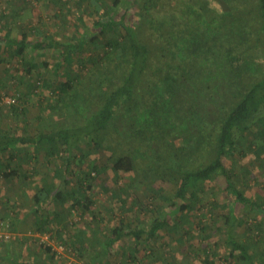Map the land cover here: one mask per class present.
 <instances>
[{"label":"trees","instance_id":"trees-1","mask_svg":"<svg viewBox=\"0 0 264 264\" xmlns=\"http://www.w3.org/2000/svg\"><path fill=\"white\" fill-rule=\"evenodd\" d=\"M121 4L136 6L133 18L127 19L126 12L115 17ZM149 22L159 25L155 33L149 31ZM176 26L187 35L177 44L182 55L176 45ZM167 28L173 31L170 37L180 59L166 55L164 46L152 42ZM77 35L74 42L30 40L25 32L21 38L3 39L21 56L26 51L57 48L61 64L77 62L70 78L45 82L67 115L76 111L77 120L68 116L61 125L46 130L38 126L34 135L0 132V158L14 157L28 145L47 158L68 150L64 169L53 171H64L62 184L46 182L37 189L34 210L51 199L65 202L67 195L92 187L87 182L89 172L77 180V188L63 189L69 184L65 172L73 161L70 150L80 143L82 162L104 148L117 177L121 171L137 169L141 175L138 185L147 184L146 192L160 193L169 205L148 230L130 228L121 217L105 237L101 251L88 258L79 252L78 259L103 264L98 256H107L126 234L135 235L137 243L143 236L146 240L156 237L167 224L165 213L178 217L179 211L191 210L199 192L218 180L235 202L264 214V202L237 186L239 173L230 161L237 152L252 151L256 158L264 152V0H112ZM87 42L97 52L78 56ZM87 68L92 69L88 80L75 87ZM96 162L90 164L98 171ZM5 168L0 172L6 178L18 173ZM156 181L170 183L172 191L154 188ZM76 202L89 210L92 200L86 195ZM223 222L231 259L264 264L251 252L252 242L238 238L236 226L241 218L234 205ZM46 248L52 252V247Z\"/></svg>","mask_w":264,"mask_h":264},{"label":"rangeland","instance_id":"rangeland-1","mask_svg":"<svg viewBox=\"0 0 264 264\" xmlns=\"http://www.w3.org/2000/svg\"><path fill=\"white\" fill-rule=\"evenodd\" d=\"M111 1L0 0V36L21 38V32L25 31L27 38L31 40L52 42L58 39L74 42L84 25H92L97 14L105 6L111 5ZM16 4L21 6L20 9ZM135 10L134 5L127 8L121 4L115 17L126 12L127 19L133 18ZM18 11L20 15L12 13ZM156 26L159 25L149 22V31L155 33ZM91 28L94 29V26ZM175 29L177 45L187 35L184 33L185 29L183 31L178 26ZM172 32L168 28L161 30V36L152 39V42L154 45L164 46L165 50L162 52L166 55L180 59L175 54L176 50L174 52L175 44H172L173 39L170 37ZM15 49L0 39V132L34 135L38 126L46 130L63 124L68 116L77 120L76 111L67 115L64 104L56 102L50 86L45 83L46 80L56 82L65 76V79L70 78L77 69V62L61 64V53L57 48L26 51L22 56ZM177 49L181 54L182 50L178 45ZM97 50L92 42H87L78 56L95 54ZM91 72L92 69H85L75 87L83 85ZM6 94L16 96L17 101L14 104L2 102V95ZM80 145L81 143L70 150L69 155L73 157V161L65 172L69 184L64 185L63 189L66 192L72 186L77 188V180L89 172L91 176L87 177V182L91 181L92 187H84L73 195H67L65 202L55 199L46 201L35 212L30 211L27 214L24 213L29 209L28 197L37 189L46 182H55L57 186L62 184L64 171L55 174L53 171L57 167L64 169V157L68 150H58L51 158H47L43 151L34 153L33 148L28 145L21 147L14 157L8 153L1 155L0 171L4 167L6 170H18L12 180L0 172V220L10 221L12 230L23 233L21 238H17L18 254L15 251L22 261L34 258L44 260L49 256L51 264H64L72 260L85 264L78 259L81 258L78 253L81 252L88 258L91 253L96 255L101 251L105 237L121 217L130 228L137 230L144 227L148 230L153 219L162 216L163 209L166 212L168 201L160 193L157 195L155 191L146 192L144 187L147 184L138 185L137 178H141V175L137 169L121 171L117 177L110 167L108 151L100 148L82 162ZM94 160L99 165L98 171L91 167L90 163ZM230 161L235 163V169L239 173L237 186L252 199L264 202V152L258 158L252 151L241 154L237 152ZM7 163L10 164L9 168ZM245 167L248 168L247 171ZM243 171L246 173H242ZM158 186L165 188L167 193L172 191L170 183H153L154 188ZM9 188L18 193L15 194V198H18L17 205L13 204L5 192ZM23 192L29 195L25 196ZM86 195L92 200L89 210L84 203L76 202ZM196 200L191 210L179 211L178 217L175 213H165L168 217L167 224L159 230L156 237L146 240L143 236L137 243L135 235L126 234L110 248L107 256L97 255L98 259L102 258L103 264L106 261L109 264H241L238 258L231 259L230 246L224 234V215L234 205L235 212L241 218V223L236 226L238 238L252 242L251 252L255 253L257 259L264 260L262 212L235 202L221 180L207 184ZM222 226L224 230L221 229ZM29 232H32L31 235ZM50 243L53 246L63 244L66 254L58 256L53 253L57 250L48 251L46 246Z\"/></svg>","mask_w":264,"mask_h":264},{"label":"crops","instance_id":"crops-1","mask_svg":"<svg viewBox=\"0 0 264 264\" xmlns=\"http://www.w3.org/2000/svg\"><path fill=\"white\" fill-rule=\"evenodd\" d=\"M18 6V9H20V5L19 4H16ZM20 11H18L17 13H14L12 12L14 15H20L19 13ZM22 23L23 21L20 20ZM21 22L20 25L22 24ZM25 32V31H22L21 32V36H22V33ZM26 33V32H25ZM27 34V33H26ZM15 35V34H14ZM10 35H5L4 38L3 36L1 37L0 36V39H4V40H7V38L9 37ZM10 37H15L16 36H10ZM18 38V37H17ZM29 39V38H28ZM31 40V39H30ZM10 180H12L13 178H8ZM5 192L8 194L9 198H11V201L13 202V204H18L17 202V199L18 198H15V194H18L16 193L17 191L13 192V190H11L10 188L8 190H5ZM1 193V192H0ZM24 193V192H23ZM34 194V193H33ZM33 194L31 196H29L28 198H30L29 200V209L24 213V214H27L28 212H32V211H36L34 210V206H35V203H34V198H33ZM5 195V194H4ZM25 196L29 195L28 193H24ZM23 214V215H24ZM19 238V237H17ZM17 238H10V239H4L2 241H0V264H27V263H30V264H51L50 262V259H49V256H46V258H44V260H40L39 258H34L32 260H24L22 261V259L18 256H16L15 254V251L17 252L18 254V250H16V248H18L17 246ZM50 247H52L53 250H57L58 248H56L58 245L56 246H53L51 245V243L49 244ZM14 251V253H13ZM61 251V250H60ZM59 250H57L56 252H54L55 254L57 253L58 256L61 255V254H66V252L64 251L63 253H61ZM52 255V254H51ZM73 261V260H72ZM77 261V260H76ZM78 263L82 264V262H79L77 261ZM65 264V263H64ZM242 264V263H241Z\"/></svg>","mask_w":264,"mask_h":264},{"label":"built area","instance_id":"built-area-1","mask_svg":"<svg viewBox=\"0 0 264 264\" xmlns=\"http://www.w3.org/2000/svg\"><path fill=\"white\" fill-rule=\"evenodd\" d=\"M17 101V97L14 95H2V102H6L8 104H14ZM32 232H29V235H31ZM23 233L14 231L11 229V223L8 220H0V241L4 239H10V238H21ZM65 246L63 244H60L57 250H61L60 252L63 253L65 251Z\"/></svg>","mask_w":264,"mask_h":264}]
</instances>
